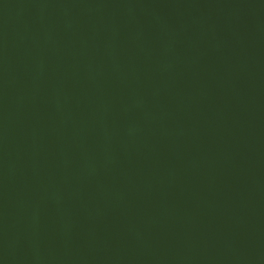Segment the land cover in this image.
Here are the masks:
<instances>
[{
  "label": "water",
  "instance_id": "1",
  "mask_svg": "<svg viewBox=\"0 0 264 264\" xmlns=\"http://www.w3.org/2000/svg\"><path fill=\"white\" fill-rule=\"evenodd\" d=\"M0 264H264V0H0Z\"/></svg>",
  "mask_w": 264,
  "mask_h": 264
}]
</instances>
